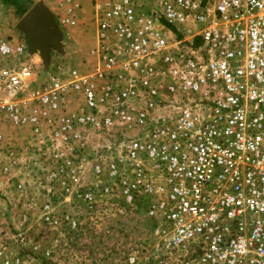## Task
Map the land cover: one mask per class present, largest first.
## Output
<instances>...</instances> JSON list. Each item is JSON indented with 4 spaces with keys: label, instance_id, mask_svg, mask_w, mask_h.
<instances>
[{
    "label": "built area",
    "instance_id": "2783aa9c",
    "mask_svg": "<svg viewBox=\"0 0 264 264\" xmlns=\"http://www.w3.org/2000/svg\"><path fill=\"white\" fill-rule=\"evenodd\" d=\"M55 1L64 26L89 5L91 65L43 78L0 27V126L83 204L144 209L122 264H264V0Z\"/></svg>",
    "mask_w": 264,
    "mask_h": 264
},
{
    "label": "rangeland",
    "instance_id": "374dc122",
    "mask_svg": "<svg viewBox=\"0 0 264 264\" xmlns=\"http://www.w3.org/2000/svg\"><path fill=\"white\" fill-rule=\"evenodd\" d=\"M5 2L0 0L3 37L28 44L27 35L16 28L21 17ZM24 2L29 10L37 3L47 6L60 34L59 47L51 49L47 61L34 53L40 58V76L91 65L96 26L89 5L78 12L77 26H64V10L55 0ZM0 133V264H122L133 252L148 248L152 221L143 208L119 197L93 207L83 204L82 190L74 185L64 189L69 178L51 179L49 161L40 156L41 145L28 128L15 131L2 125ZM82 183L92 186L90 174Z\"/></svg>",
    "mask_w": 264,
    "mask_h": 264
},
{
    "label": "water",
    "instance_id": "95a60500",
    "mask_svg": "<svg viewBox=\"0 0 264 264\" xmlns=\"http://www.w3.org/2000/svg\"><path fill=\"white\" fill-rule=\"evenodd\" d=\"M18 30L25 33L33 53H39L44 61L49 59L52 48L59 47L60 34L47 6L37 3L21 19Z\"/></svg>",
    "mask_w": 264,
    "mask_h": 264
},
{
    "label": "trees",
    "instance_id": "16d2710c",
    "mask_svg": "<svg viewBox=\"0 0 264 264\" xmlns=\"http://www.w3.org/2000/svg\"><path fill=\"white\" fill-rule=\"evenodd\" d=\"M25 0H7L5 4H9L12 7L15 8L16 13L20 16L23 17L29 9L26 8V3L24 2Z\"/></svg>",
    "mask_w": 264,
    "mask_h": 264
},
{
    "label": "crops",
    "instance_id": "0c3cea01",
    "mask_svg": "<svg viewBox=\"0 0 264 264\" xmlns=\"http://www.w3.org/2000/svg\"><path fill=\"white\" fill-rule=\"evenodd\" d=\"M22 18H23V17H21V19H22ZM21 19H19V20L16 22V28H17L18 24L20 23ZM11 20H12V19L9 18V21H8V22H11ZM17 30H18V28H17Z\"/></svg>",
    "mask_w": 264,
    "mask_h": 264
}]
</instances>
